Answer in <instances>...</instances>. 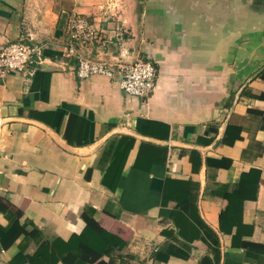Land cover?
Masks as SVG:
<instances>
[{"label":"crops","instance_id":"0c3cea01","mask_svg":"<svg viewBox=\"0 0 264 264\" xmlns=\"http://www.w3.org/2000/svg\"><path fill=\"white\" fill-rule=\"evenodd\" d=\"M73 10L83 56L154 61L148 98L77 76ZM29 36L42 61L0 79V264H264V0H0V44Z\"/></svg>","mask_w":264,"mask_h":264},{"label":"built area","instance_id":"2783aa9c","mask_svg":"<svg viewBox=\"0 0 264 264\" xmlns=\"http://www.w3.org/2000/svg\"><path fill=\"white\" fill-rule=\"evenodd\" d=\"M68 40L64 46L66 58L75 57V68L79 78L101 74L113 77L119 75L122 90L140 98H148L156 87L158 68L150 58L139 57L129 60L125 54L116 60L106 58H91L80 54L78 45L85 44L96 36V26L82 13L73 10L66 20ZM121 31L118 36L121 37ZM29 38L0 44V79H5L12 72H24L28 65L37 58L42 61L40 47L31 42Z\"/></svg>","mask_w":264,"mask_h":264},{"label":"trees","instance_id":"16d2710c","mask_svg":"<svg viewBox=\"0 0 264 264\" xmlns=\"http://www.w3.org/2000/svg\"><path fill=\"white\" fill-rule=\"evenodd\" d=\"M5 209H6V207H5ZM27 258H29V260H30V262L32 264L35 263V256H29V257L24 256L23 257V254H18L14 258V260L12 261V264H22ZM207 262H208V260L207 259H204V261H202V264H206Z\"/></svg>","mask_w":264,"mask_h":264}]
</instances>
